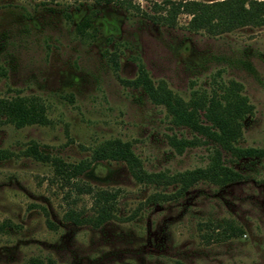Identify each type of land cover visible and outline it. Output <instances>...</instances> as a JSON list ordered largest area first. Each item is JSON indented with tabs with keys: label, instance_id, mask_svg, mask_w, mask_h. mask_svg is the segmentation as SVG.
Masks as SVG:
<instances>
[{
	"label": "rangeland",
	"instance_id": "374dc122",
	"mask_svg": "<svg viewBox=\"0 0 264 264\" xmlns=\"http://www.w3.org/2000/svg\"><path fill=\"white\" fill-rule=\"evenodd\" d=\"M182 1L0 0V98H36L47 119L0 117V264H264V156L182 187L211 143L178 151L170 137L191 129L123 81L139 62L183 100L231 81L251 104L237 144L264 146V22L188 28ZM99 190L112 197L97 223Z\"/></svg>",
	"mask_w": 264,
	"mask_h": 264
},
{
	"label": "trees",
	"instance_id": "16d2710c",
	"mask_svg": "<svg viewBox=\"0 0 264 264\" xmlns=\"http://www.w3.org/2000/svg\"><path fill=\"white\" fill-rule=\"evenodd\" d=\"M184 11L191 13L188 28L204 27L206 30H224L231 26L264 22V1L261 0H213L204 2L199 0H185L176 4ZM175 12V10H173ZM133 86H141L149 99L164 106L169 120L175 125L187 126L194 133L189 138L180 136L170 137V143L178 150L187 145L210 142L211 152L208 161L203 166L186 168L179 172L177 178L182 187L197 178H207L210 181L225 182L236 179L239 172L225 162L238 160L243 157L264 156V146H240L237 139L240 135V119L246 112H250L251 104L245 96L239 94L235 83L227 85L216 84L209 92L191 90L187 100H183L175 92L166 87L163 82L153 83L140 62L137 72L131 79H123ZM219 88V89H218ZM0 117L15 126L24 123H45L44 106L33 97L14 96L0 98ZM199 135L204 136L200 138ZM31 152H36L34 146H29ZM121 152V153H120ZM125 159L132 174L137 178L148 179L152 174L146 173L138 165L137 159L127 150L118 152ZM227 153V158L224 156ZM84 165L75 164L64 170L79 173ZM163 179L165 176L155 174ZM159 179V178H157ZM167 179H176L170 176ZM97 213L93 220L99 223L109 215L112 193L99 190Z\"/></svg>",
	"mask_w": 264,
	"mask_h": 264
}]
</instances>
